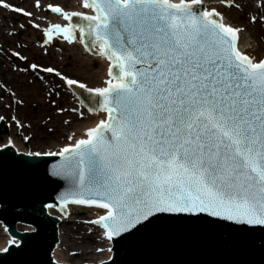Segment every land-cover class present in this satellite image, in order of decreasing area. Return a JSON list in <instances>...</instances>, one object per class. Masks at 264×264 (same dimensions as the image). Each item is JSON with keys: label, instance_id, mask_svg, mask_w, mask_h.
Wrapping results in <instances>:
<instances>
[{"label": "snow or ice", "instance_id": "obj_1", "mask_svg": "<svg viewBox=\"0 0 264 264\" xmlns=\"http://www.w3.org/2000/svg\"><path fill=\"white\" fill-rule=\"evenodd\" d=\"M32 7L37 11L0 0V9L25 18L4 33L13 39L9 60L25 65L12 70L30 74L29 84L42 82L56 115L96 114L79 135L65 133L58 151L28 153L61 158L47 175L65 182L57 198L66 221L69 209L89 213L79 221L82 250L70 252L67 264H118L130 238L156 227L204 222L264 232V52L240 47L247 26L264 23V0H32ZM230 13L247 25L233 23ZM29 29L44 55L62 51L61 41L79 45L91 69L104 65L103 73L89 83L30 61L15 39ZM41 73L58 83L48 87ZM61 89L86 92L77 96L82 108L63 107ZM5 91L14 135L30 144L45 131L44 116L25 123L18 115L23 97L0 85ZM46 131L54 136L56 128ZM13 144L9 137L3 148ZM259 243L264 248V239ZM11 247H24L23 238L7 240L0 251Z\"/></svg>", "mask_w": 264, "mask_h": 264}, {"label": "water", "instance_id": "obj_2", "mask_svg": "<svg viewBox=\"0 0 264 264\" xmlns=\"http://www.w3.org/2000/svg\"><path fill=\"white\" fill-rule=\"evenodd\" d=\"M77 94L88 95L83 90ZM1 128L2 123L4 135L6 129ZM61 162L59 156H21L11 148L0 149V223L13 239L22 237L24 243L22 248L0 251V264H60L51 254L61 221L48 214L49 208L41 209L51 204L63 215L57 193L65 182L47 175ZM19 226L38 227L39 232H19L23 231ZM261 239L262 231L246 234L204 222L150 228L130 238L118 264H264Z\"/></svg>", "mask_w": 264, "mask_h": 264}, {"label": "rangeland", "instance_id": "obj_3", "mask_svg": "<svg viewBox=\"0 0 264 264\" xmlns=\"http://www.w3.org/2000/svg\"><path fill=\"white\" fill-rule=\"evenodd\" d=\"M11 2L15 5H18L20 7H25V8H29L32 5V0H11ZM230 14L232 15V13H230ZM234 14H237V13H234ZM44 15H45L46 19H51V17H52V14L47 12V10H45ZM237 15H239V14H237ZM232 16L234 17V15H232ZM0 20H1V22H0V35H3V36H1L3 39L4 38L8 39V41H6V42L2 41L0 39V41H1L0 45L3 48L5 47L4 49L6 50L5 52L0 53V59L2 62L1 68L3 69V74L0 76V80L2 81L1 85H4L5 87H9L10 89L17 91V93L20 97H24V96L20 95V93H21L20 90L22 89V91H23V89L28 88L30 90L28 92L33 93L32 96L35 99V101H33V103L36 102L37 100L42 101L43 99L47 98L46 97V87L42 84V82L39 80H36L32 84H29L28 82L25 83L24 82L25 79H28V81H29V80H33L34 78L30 74L19 73V72L12 70L13 65L18 66L20 68L25 67L23 62L18 61L15 58H11V60H9L11 46L13 44V39L6 37L4 35V33L6 31L11 30V25L23 23L25 21V18L20 16L19 14L12 13L9 10L0 9ZM242 23L244 25H247L246 20H242ZM249 27H251L252 29L255 30L256 35L264 44V41L257 34L258 28L261 31H263V33H264V23H259L255 26H249ZM15 39L18 43H23L27 46L24 50V54L26 56H28L30 61L36 60V61H39L40 63L49 64V65L57 66V67H59L58 64L60 62H62V65L59 67L60 69H62L64 72H66L70 76L83 78V76H82L83 74H81V72L75 71L79 75L72 73V72L71 73L69 72L71 57H69L68 60H65V55L69 54L71 52V50H70L69 46H67L63 41H61L60 44L57 45V48L58 49L62 48V51H58L57 49H50L51 54L50 55H44L41 51H39L40 41L38 39V33L35 30L29 29L22 36H19ZM252 39H254V38H252ZM88 69H91V66ZM96 71H99V70L91 69V71H87V73H91V72L94 73ZM28 75H30V76H28ZM41 75L45 76V79L48 81L47 86H51L53 83H58V80L49 76L48 74L41 73ZM2 78H3V80H2ZM37 84H39V88H37V90L35 92L32 91V90H34V87L37 86ZM61 91L65 92L67 90L61 89ZM0 102H5L4 105H7L8 103H10L11 102L10 93L7 91L0 92ZM13 107H15L14 104H13ZM34 108H35V111H34ZM6 109H7V111L11 110L8 108H6ZM48 112H51V111H48ZM37 114H40L38 109L36 108V106H34V107L32 106V107L28 108L27 113L25 115H23V117L24 118L30 117L33 119V121H36ZM45 118L47 120V117H45ZM82 120L78 119L76 122L78 123V122H81ZM44 121H42V122L45 124V128H47L49 126V123L52 124L51 123L52 121H49L48 123H45ZM0 123H2L3 128L6 129L5 135L0 134V147H2L6 143V136L11 134L10 133L11 130H10V125L8 123H6L5 120H3ZM11 137H13L17 143H21L23 148L27 151V153H26L27 155L29 152L40 151L43 149H44L43 151H46V150L48 151L49 149L47 147H49L51 142L55 143V144L65 142L64 137H63V139H60V140H48L42 136H39L37 138V140H35L34 143L28 144V143L22 142L15 135H11ZM50 210H51L50 208L47 209V212L49 214H51ZM51 215L55 216L56 212H55V215L54 214H51ZM88 215H89V213H87V212H85L83 215H74V213L72 212V216L69 219H67V221L65 220L64 216L59 217V215H57V218H59L61 220V223L63 222L60 226L61 230L69 229L72 226V232H70L71 233L70 239L73 241L74 239L76 240L77 237H80L84 233V232H82L80 234V232H79V230H82V231L85 230V226L81 225L79 223V221L87 219ZM59 230H60V228H59ZM59 233H60V231H59ZM64 254H65V259L68 262L71 259V257L69 256L67 251L64 252ZM74 264H75V262H74Z\"/></svg>", "mask_w": 264, "mask_h": 264}, {"label": "bare ground", "instance_id": "obj_4", "mask_svg": "<svg viewBox=\"0 0 264 264\" xmlns=\"http://www.w3.org/2000/svg\"><path fill=\"white\" fill-rule=\"evenodd\" d=\"M74 2V0H73ZM28 6V5H27ZM29 11H37L36 9H34L32 7V5L27 8ZM231 15V14H230ZM234 15V17L232 16ZM231 17H232V22L235 24H239L242 27L245 26L242 21H240L238 19V15L232 13ZM236 15V16H235ZM237 17V18H236ZM48 21H57L58 22V18L55 14H52L51 19H47ZM1 22V20H0ZM43 23H42V27H43ZM259 29V28H258ZM261 33H263V31H261ZM264 35V33H263ZM0 35V39L2 41H8L7 38H2ZM254 38V39H252ZM1 42V41H0ZM67 45V44H66ZM5 46V45H4ZM69 46V45H67ZM240 47L241 50H248L250 52H253L255 54H260L261 52H264V44L263 42L258 38V36L255 34V30L252 29L251 27L247 26V31H245L242 36H241V41H240ZM5 48V47H4ZM71 52L67 55H65V60H68L69 57H71V62H70V68H69V72L71 73H75L77 74L75 71L81 72V74H83V78L87 80L89 83H94L96 81V78L98 75H101L103 73V69H104V65H101L99 71H96L94 73H87V71H85V69H88L91 65H92V58L88 55H86L83 52V49L81 46L76 45V46H69ZM58 58V57H57ZM1 59H0V76L3 74V69L1 68ZM59 67L62 65V62H60ZM79 75V74H77ZM30 76V75H28ZM3 80V78H2ZM2 81L0 80V85ZM10 82V81H9ZM25 83L28 82V79H25L24 81ZM50 87V86H48ZM9 88V87H6ZM37 88H39V84H37L36 87H34V90L32 91H36ZM67 90V89H65ZM21 96H24V105L23 107H20L18 109V115L21 119L25 120V123H27L28 121H32L33 125H35V121H33L32 118L27 117L24 118L23 115H25L27 113L28 108L32 107V106H36V108L39 111V115L44 116V122L48 123L49 121L46 120L45 117L46 113L48 111L53 112V110L47 105V98L43 99L42 101L37 100L36 102L33 103V101H35V99L33 98V93H29L28 91H30L28 88L26 89H22L20 90ZM67 92V93H66ZM78 94L77 93H72L71 91L67 90L65 92H62V104L63 107L65 108H71L73 105H75L77 108H82V105L79 102V99L77 98ZM5 102H0V116H4L5 117V122L8 123L10 125V135L6 136V142L8 140L9 137H11V135H14V133L17 131L15 125L12 124L11 120L9 119V113L11 110L7 111V109L5 108ZM86 111V109H85ZM45 114V115H44ZM88 116L91 117V119H83L81 122H76L78 119L77 117L71 115V114H63V115H56L53 112V118H52V124L49 123L48 127H54L56 128V133L54 136H48L46 129L43 132H38L37 133V138L39 136H42L48 140H60L63 139L64 134H71L73 131L77 132V135H79V132L82 128H84L85 125H90L92 123V121L96 118V114H87ZM61 120H69V121H73V123L71 124V126L69 127L68 125H62L61 124ZM14 141L13 147L11 148L13 151L18 152V153H24L26 154L27 151L23 148V146L21 145V143H17L15 141V139L13 137H11ZM37 138L35 140H37ZM18 139H20L18 137ZM21 140V139H20ZM35 140H33L30 144L34 143ZM22 141V140H21ZM23 142V141H22ZM65 143V142H64ZM64 143H52L49 145V147H47L49 150L48 151H58L60 147H62L64 145ZM68 143H71V141H68ZM3 148V146L1 147ZM44 150V149H43ZM42 150V151H43ZM43 151L44 153L48 152ZM26 156H28L26 154ZM50 213L55 215V212L53 211L52 208H50ZM73 210V211H72ZM69 211H72L74 213V215L76 214V211L74 209H69ZM57 216V214H56ZM60 217V216H59ZM63 223V222H62ZM61 223V224H62ZM61 226V225H60ZM60 228V233H59V237H58V244L55 247V250L53 251V258H55L56 260H58L60 262V264H67V261L65 259V254L64 252H68V254L72 251H80L82 250V248L80 247V241L85 237V230H79L80 234L82 232H84L80 237H77V239L75 240H71V236H70V232H72V226L69 229H64L61 230ZM18 229H23V230H28L25 227H17ZM78 231V230H77ZM9 240V235L6 232V229L3 228V226L0 223V249L4 248L6 246V241ZM75 264H79V261H76Z\"/></svg>", "mask_w": 264, "mask_h": 264}, {"label": "flooded vegetation", "instance_id": "obj_5", "mask_svg": "<svg viewBox=\"0 0 264 264\" xmlns=\"http://www.w3.org/2000/svg\"><path fill=\"white\" fill-rule=\"evenodd\" d=\"M237 18V17H236ZM239 19V18H238ZM240 21H242L241 19H239Z\"/></svg>", "mask_w": 264, "mask_h": 264}]
</instances>
